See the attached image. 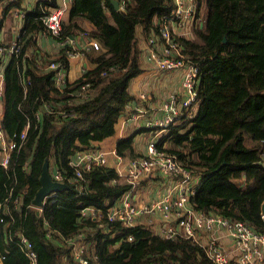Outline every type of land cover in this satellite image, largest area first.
Here are the masks:
<instances>
[{
    "label": "trees",
    "instance_id": "1",
    "mask_svg": "<svg viewBox=\"0 0 264 264\" xmlns=\"http://www.w3.org/2000/svg\"><path fill=\"white\" fill-rule=\"evenodd\" d=\"M13 1L6 12L22 9L23 0ZM197 1L195 36L175 37L185 56L200 67L198 107L192 117L180 116L160 134L157 145L176 154L199 180L188 201L195 210L264 231V0H205V20L203 0ZM44 2L48 4L39 0L25 18L18 52L0 57L4 130L18 142L8 166L0 164L4 264H32L19 244L21 235L36 252L35 264H79L77 242L85 243L88 264H217L181 232L165 237L140 222L126 226L120 220L83 215L88 205L106 210L119 204L130 188L126 181L112 182L120 179L112 167L86 170L81 189L69 184L44 204L34 203L47 160L73 176L71 161L79 151L115 133L133 100L129 82L142 71L134 47L138 27L148 35L158 32L162 16L175 7L174 0H125L123 8H115L111 0H72L55 35L41 19ZM79 33L98 41L101 49L87 55L92 67L58 86L57 69L68 70L72 54L81 52ZM44 34L54 40L57 55L52 49L43 53L39 39ZM1 44L6 45L0 39ZM52 62L60 66L51 68ZM24 130L26 138L21 139ZM116 151L136 157L133 134L121 138Z\"/></svg>",
    "mask_w": 264,
    "mask_h": 264
},
{
    "label": "built area",
    "instance_id": "2",
    "mask_svg": "<svg viewBox=\"0 0 264 264\" xmlns=\"http://www.w3.org/2000/svg\"><path fill=\"white\" fill-rule=\"evenodd\" d=\"M174 3L175 7L169 15L162 16L158 32L148 35L147 55L159 71L172 72L179 69L182 71V97L171 94L163 106L164 112L162 116L149 118L145 121L146 127L158 129L157 136L149 141L146 153L130 158L127 162L126 170L119 174L120 178L124 176V181L130 183V188L122 196L121 202L106 210L97 208L94 205H88L81 212L83 215L91 216L97 220L107 217L110 221L120 220L126 226H133L139 223L138 218L142 214L149 215L160 210L163 212L166 222L174 220L179 226L178 228L176 224H166L165 228H163V236L173 237L181 232L186 236L193 237L206 249L208 255L217 264H264V231H256L242 220L195 210L189 205L188 201L190 195L195 192L199 180H196L192 172L185 168L176 154L157 145L159 133L166 132L177 118L182 115H189L190 117L194 115L192 109L197 103L198 84L201 74L199 65L185 56L183 47L175 37V35L188 37L186 31L180 32L179 30L187 24L193 25L198 1L174 0ZM124 4L125 0L119 1L120 8H123ZM45 8L46 10L41 15V19L48 30L52 34L57 35L62 28L67 2L64 1L63 4L50 10L47 7ZM89 47L97 51L101 49V45L96 40H89ZM19 48L20 41L18 38L9 44H1L0 57L4 56L5 53H17ZM78 53L72 54V56ZM59 66L60 64L57 62H52L50 65L51 68L55 69ZM0 74L4 75L3 72ZM67 80L68 70L64 68L57 69V85L61 86ZM3 91L4 88L0 91V164L6 167L10 161L11 151L18 147V142L16 138L7 137L5 134L3 125ZM146 98L147 95L141 93L140 99L145 100ZM139 112H142V110H139ZM139 115H134L133 118L136 119ZM20 135L21 139H25V130ZM111 152L119 160L122 159L116 149L111 150ZM109 153L110 151L100 147L79 151L78 155L71 161V165L76 168L75 175H67L55 165L53 170L50 171L51 177L55 181L64 182L68 186L69 184H74L76 188L81 189L83 172L97 166H106ZM156 172L166 178L174 179L175 183L161 198L153 199L151 202L146 203L138 201L135 191L137 185L142 179ZM120 181L122 180L119 178L112 179L114 183ZM54 194H57V192L52 191L47 194L44 197L43 204L48 197ZM17 200H19V196L16 198ZM1 220L3 218L0 217ZM226 236H229L232 241V245L227 248L224 239ZM128 239L131 240L132 236H129ZM19 244L26 249V254L31 259V263L35 264L36 252L32 249L29 239L21 235ZM85 249V243L77 242L75 244L74 255L79 259V264L89 263V260L83 256ZM4 258L5 255L0 253V264H4Z\"/></svg>",
    "mask_w": 264,
    "mask_h": 264
},
{
    "label": "crops",
    "instance_id": "3",
    "mask_svg": "<svg viewBox=\"0 0 264 264\" xmlns=\"http://www.w3.org/2000/svg\"><path fill=\"white\" fill-rule=\"evenodd\" d=\"M45 7L50 10L57 7L58 5L67 2V10L65 12V17L69 13V9L72 5V0H43ZM54 2V5L52 4ZM15 2V0L13 1ZM17 2V0H16ZM39 2V0H23L22 9L19 7H13L6 12L5 7H7L9 2H0V39L2 42L9 44L15 41L21 34L22 28L26 24L25 18L29 17L30 12L34 10V6ZM3 3V7L2 4ZM8 15H12L13 19L9 21ZM64 17V18H65ZM7 23L9 26H7ZM85 25L89 24L85 22ZM4 31L8 33L5 38ZM148 34L142 26L138 27V34L135 40V49L139 55V59L142 66V71L137 76L133 77L128 86V91L132 95L133 100L127 105L125 113L121 116L119 122L116 125V131L113 135L106 137L96 144V147L110 151L107 158L106 166L114 168L118 174L123 173L126 170V165L128 160L131 158L129 156L123 157L119 160L117 156L111 152V150L116 149L117 142L126 136L133 134L134 136V146L136 148L137 156H140L147 151V145L152 138H156L157 128H148L145 126V121L149 118L162 116L164 110L163 106L166 104L168 95L172 92L182 94L181 79L182 71L177 70L174 72H162L155 68V65L148 58L147 43ZM75 41L74 36L71 37ZM78 47L81 48V52L77 55L71 56L68 68V80L73 81L79 78L86 69L92 67V63L89 61L88 54L93 53V49L89 48V38H87L83 33H79L76 37ZM40 46L42 47L43 53L50 51V49H55L54 40L51 36L44 34L39 39ZM77 46V45H76ZM88 49L82 53L83 49ZM97 51V50H95ZM53 55H57V50L51 52ZM0 73L2 70L0 69ZM4 75L0 74V91L4 88ZM141 92L147 94L145 100L140 99ZM197 107L194 109L196 111ZM142 110V112H139ZM142 114V115H139ZM134 115H139L136 119L133 118ZM140 117V118H139ZM146 128L144 132H140V129ZM160 132L159 134H162ZM54 162L49 165V171L53 170L55 164ZM122 180V178H120ZM175 183L174 179H169L156 172L155 174L146 177L140 181L137 185L136 197L138 201L141 202H151L153 199L161 198L164 194L168 192L170 187ZM141 185V188L139 189ZM139 189V192H138ZM138 222L141 224L147 223L148 226L159 235H163V228L168 223L173 225L178 224L176 221L166 222L163 217V212L157 210L152 214L146 215L142 214L138 218ZM226 248L232 245L231 238L229 236L224 237Z\"/></svg>",
    "mask_w": 264,
    "mask_h": 264
},
{
    "label": "water",
    "instance_id": "4",
    "mask_svg": "<svg viewBox=\"0 0 264 264\" xmlns=\"http://www.w3.org/2000/svg\"><path fill=\"white\" fill-rule=\"evenodd\" d=\"M115 8H119L118 0H111ZM40 183L41 186L36 193V197L34 199V203L37 205H41L44 197L51 193L52 191H62L65 188H68V185L64 182L55 181L51 177V173L49 171V162L48 160L44 163L43 170L40 175ZM262 215L264 216V202L261 207Z\"/></svg>",
    "mask_w": 264,
    "mask_h": 264
},
{
    "label": "rangeland",
    "instance_id": "5",
    "mask_svg": "<svg viewBox=\"0 0 264 264\" xmlns=\"http://www.w3.org/2000/svg\"><path fill=\"white\" fill-rule=\"evenodd\" d=\"M2 4V7H3V3H1ZM206 15H207V6H206V3H205V0H203V5H202V9H201V18H202V20H205L206 19ZM8 17H9V21H11L12 19H13V17H12V15H8ZM191 25L192 24H187L186 26H184V27H182V29H180L179 31L180 32H183V31H186L187 32V36L188 37H194L195 35H194V30H193V28H191ZM7 26H9V24L7 23ZM4 34H5V38L8 36V33L6 32V31H4ZM95 52H97V51H95ZM180 70V69H179ZM159 71V70H158ZM177 71V70H176ZM162 72H165V71H162ZM172 72H174V71H172ZM181 81H182V79H181ZM141 93H145V92H141ZM146 94V93H145ZM171 94H176V95H178V96H180V97H182V94H180V93H174V92H172V93H170L169 95H168V98H169V96L171 95ZM147 95V94H146ZM167 101H168V99H167ZM196 107H198V103H196L195 104V106L193 107V109H192V111L194 112V114H195V108ZM197 110V109H196ZM140 118V117H139ZM179 120V118H177L176 119V121H178ZM175 121V122H176ZM155 174V173H154ZM153 175V174H152ZM122 178V181H124L125 180V177L124 176H122L121 177ZM141 188V185H140V187H139V189ZM139 189H138V192H139ZM145 225H147L148 226V224L147 223H145Z\"/></svg>",
    "mask_w": 264,
    "mask_h": 264
}]
</instances>
